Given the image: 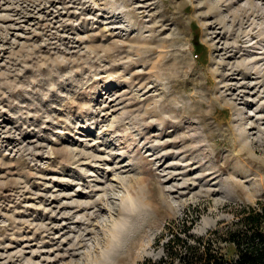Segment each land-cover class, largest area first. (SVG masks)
<instances>
[{
	"label": "rangeland",
	"instance_id": "374dc122",
	"mask_svg": "<svg viewBox=\"0 0 264 264\" xmlns=\"http://www.w3.org/2000/svg\"><path fill=\"white\" fill-rule=\"evenodd\" d=\"M138 194L106 264L264 199V0H0V264H91Z\"/></svg>",
	"mask_w": 264,
	"mask_h": 264
},
{
	"label": "trees",
	"instance_id": "16d2710c",
	"mask_svg": "<svg viewBox=\"0 0 264 264\" xmlns=\"http://www.w3.org/2000/svg\"><path fill=\"white\" fill-rule=\"evenodd\" d=\"M199 216L198 212L191 213L183 227L170 228L173 231L168 237L159 234L155 242L162 254L158 258L147 256L142 264H264V199L244 204L231 223L203 234L192 229ZM222 241L233 245V258L224 252Z\"/></svg>",
	"mask_w": 264,
	"mask_h": 264
},
{
	"label": "bare ground",
	"instance_id": "6f19581e",
	"mask_svg": "<svg viewBox=\"0 0 264 264\" xmlns=\"http://www.w3.org/2000/svg\"><path fill=\"white\" fill-rule=\"evenodd\" d=\"M145 196L142 197V194H138L123 198L118 208V218H115L112 222L109 227L110 231L107 228L110 233L107 234L109 236L106 239V247L103 252L91 261V264H106L123 249L128 240L133 222L144 213L142 205Z\"/></svg>",
	"mask_w": 264,
	"mask_h": 264
}]
</instances>
